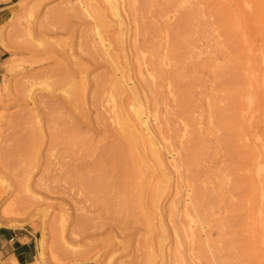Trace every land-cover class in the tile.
<instances>
[{
    "label": "rangeland",
    "instance_id": "rangeland-1",
    "mask_svg": "<svg viewBox=\"0 0 264 264\" xmlns=\"http://www.w3.org/2000/svg\"><path fill=\"white\" fill-rule=\"evenodd\" d=\"M0 2L13 7L0 29V228L36 235L32 264H264V0ZM183 39L189 52L177 51ZM188 86L192 107L181 103ZM225 86L241 97L233 122L245 125L232 143L214 111L227 106ZM133 91L166 173L138 177L137 162L155 156L147 144L140 161L134 142L128 172H105L129 134L118 107L132 111ZM196 132L205 150L189 164ZM197 186L201 217L185 216Z\"/></svg>",
    "mask_w": 264,
    "mask_h": 264
},
{
    "label": "bare ground",
    "instance_id": "bare-ground-1",
    "mask_svg": "<svg viewBox=\"0 0 264 264\" xmlns=\"http://www.w3.org/2000/svg\"><path fill=\"white\" fill-rule=\"evenodd\" d=\"M109 2H111L112 4H114L113 2H114V0H113V2H112V0H108ZM175 1V0H174ZM117 2V1H116ZM243 2V1H242ZM246 3V2H245ZM250 3V2H249ZM111 4V5H112ZM116 5V4H115ZM241 5V4H240ZM118 6V5H117ZM242 6H243V4H242ZM241 6V7H242ZM114 6L112 5V8H113ZM114 9V8H113ZM116 9V11H117V9H118V7L117 8H115ZM192 9V8H191ZM244 9V8H243ZM246 9H247V6H246ZM114 12V11H113ZM104 13H106V11L104 12ZM114 13H116V12H114ZM248 13V12H247ZM102 14V13H101ZM117 14H118V12H117ZM120 14V13H119ZM117 15L119 18H120V15ZM192 14V13H191ZM213 14V13H212ZM214 14H215V12H214ZM213 14V16H216V15H214ZM78 15V14H77ZM102 16V15H101ZM116 16V15H115ZM116 16V17H117ZM186 16V15H185ZM97 17H98V15H97ZM105 17V16H104ZM188 17V16H187ZM100 18V17H99ZM189 18H187V20L185 21V23L184 24H188L190 21L188 20ZM120 21H121V18L119 19ZM215 21V20H214ZM121 22H123V21H121ZM218 22V21H217ZM189 28V27H188ZM154 31V30H153ZM262 31V30H261ZM223 35V34H222ZM223 36H225V35H223ZM114 37V36H113ZM174 39V38H173ZM120 41V40H119ZM177 48H178V50L177 51H180L179 49H181V52H183V50L185 51V52H189V49H188V45H186L187 43L184 41V39L183 40H178L177 41ZM258 46V45H257ZM123 47V46H122ZM187 47V48H186ZM183 49V50H182ZM262 49V48H261ZM106 50V49H105ZM171 50V49H170ZM187 50V51H186ZM176 51V50H175ZM181 52H175V57H176V59L178 60V62H183V61H181V60H184V59H182V54H181ZM263 52V51H262ZM106 53V52H105ZM184 53V52H183ZM106 54H109V57H111L110 56V53H106ZM186 55V54H185ZM125 56V55H124ZM184 56V55H183ZM186 58H188V57H185V59ZM258 59H259V57H258ZM142 60V59H141ZM161 60V59H160ZM111 61H113V59H111ZM171 61V60H170ZM160 62V61H159ZM177 62V61H176ZM114 63V62H113ZM154 64V63H153ZM233 64V63H232ZM229 65L228 66V68H229V70L226 72H223V76H225L223 79L225 80V79H227V77H228V81H230V84L232 85V84H234V83H231V81L233 82V77H235L234 76V74H233V65ZM183 65V64H182ZM155 66V65H154ZM156 67V66H155ZM172 67V66H171ZM141 71V70H140ZM222 71V70H221ZM224 71V70H223ZM158 72V71H157ZM147 74V73H146ZM264 74V73H263ZM219 75V74H218ZM167 76V75H166ZM180 73L179 72H177V73H174V76H173V80H174V82L176 81V80H179V81H176L175 82V86H178V87H180L179 86V84L180 83H177V82H180L181 80H180ZM255 77V76H254ZM264 77V76H263ZM175 78V79H174ZM249 77H247V79H248ZM230 79V80H229ZM243 79V78H242ZM260 79V78H259ZM248 80H251V78L250 79H248ZM248 80H247V82H248ZM192 81V80H191ZM222 81V80H221ZM226 81V83H225V85H230L229 84V82H227V80H225ZM236 81V80H235ZM242 81V80H241ZM258 81V80H257ZM208 82V81H207ZM223 82V81H222ZM237 82H238V80H237ZM253 82V80L251 81V83ZM177 83V84H176ZM196 83V82H195ZM250 83V84H251ZM259 83H261V82H259ZM191 84V83H190ZM262 84H264V83H262ZM122 85H124V84H122ZM172 85H174V84H172ZM194 84H191V86H193ZM229 86V87H232V86ZM252 85V84H251ZM257 85H258V83H257ZM171 86V85H170ZM169 86V87H170ZM223 87V86H222ZM227 89L229 88V87H227V86H225ZM186 88V87H185ZM188 88H189V86H188ZM186 89V91H188L187 92V94H185L186 92H185V90H184V95L182 94V96L185 98H182L181 99V103H185V100H186V102L188 101V103H185L184 105H190V101H191V96H190V94H193L195 91L193 90V88H189V89ZM170 89V88H169ZM192 90V91H191ZM218 90V89H217ZM220 90V89H219ZM231 89H228V91H227V95H228V93H229V95L227 96V97H224V98H226L227 100V102H224V106H226V104L225 103H227V106L226 107H222L221 105V103H219V106H217L218 105V102H217V105H216V108H215V112L217 111V114H218V118L220 119V121H219V119H217L219 122H220V124L219 125H221V127H223L225 130L227 129V131H229V132H227V134H228V137H227V141H228V143L229 142H231V141H233V138L234 137H236V139H238L237 137H239V136H236V135H238V131H240V130H238V129H240V125L242 124V123H244V122H239V123H237V125H235V123L233 122V118H232V113H233V102L235 103V101H238L239 103H240V95L239 94H237L236 93V91L234 92L233 91V89L230 91ZM230 91V92H229ZM131 92V91H130ZM191 92H193V93H191ZM200 92V91H199ZM182 93V92H181ZM197 94V93H196ZM240 94H241V91H240ZM194 95V94H193ZM242 95V94H241ZM132 97L133 98H131L132 99V107H133V109H132V111L131 112H129L128 111V108L126 107V105L124 104V102H122L120 105H119V107H118V113H119V116H120V118H121V120L123 121V126H124V129H125V131H126V133H128L129 132V134H122V135H118L119 137H117L118 138V140H119V143H117L118 145H113L114 147H113V149L111 150V156H110V160L111 161H109V162H107V163H109L108 165H105V167H104V169H105V172H110V173H119V174H117V176L116 175H112V176H116V177H118V175L121 177V175L120 174H122L123 172L124 173H127L128 172V169H125V165H124V147H125V143L126 142H128L130 145L132 144L131 142H134L135 144L133 145V148L135 149V150H137V149H139L140 150V152H139V154H138V157H139V160L140 161H144V160H146L148 157H147V154L145 153V150H146V148L148 147V145L147 144H150V152H152L153 153V155L155 156L154 157V160H155V163L156 164H153L152 163V161H154L152 158V161H145L144 163L143 162H137V166L135 167V173H136V175L138 176V177H144L146 174L145 173H154L153 171L155 170L156 171V168L158 167V169H160V171L161 172H163V173H166V165H165V162H164V160H163V158H162V156H161V153H159L158 151H157V144H154L152 141H154L153 140V138H152V136H148L149 134L147 133V131L149 130V127H150V125H149V119H148V117H147V115H145L144 114V110H143V108H142V106H141V103H139L138 102V100H137V93H136V91H133V93H132ZM219 97H220V95H219ZM261 97V96H260ZM181 98V97H180ZM223 99V98H222ZM221 99V100H222ZM240 99V100H239ZM192 100H193V98H192ZM220 100V101H221ZM250 100V99H249ZM259 100H260V98H259ZM213 101V100H212ZM219 101V102H220ZM223 101H225V100H223ZM222 101V102H223ZM254 102H255V100H253ZM252 101V102H253ZM243 101H241V103H242ZM257 102V101H256ZM251 103V102H250ZM193 104V103H192ZM213 104V103H212ZM238 104V103H237ZM244 104V103H243ZM261 105V104H260ZM191 107L192 106H195L194 104L193 105H190ZM221 106V107H220ZM244 106H245V104H244ZM215 106H213V108H214ZM239 107H241V105H239ZM243 107V106H242ZM212 108V109H213ZM246 108V107H245ZM258 109V108H257ZM189 110H191L190 108H189ZM232 111V112H231ZM183 112V111H182ZM181 112V113H182ZM187 112H189L188 110H187ZM187 112H186V114H187ZM242 112V111H241ZM231 113V114H230ZM243 113V112H242ZM217 114H216V116H217ZM181 115H183V113L181 114ZM190 115V114H189ZM243 115V114H242ZM184 117H185V115H183ZM214 116V115H213ZM186 117H188L187 115H186ZM198 117V116H197ZM215 117V116H214ZM189 119H190V117H188ZM217 118V117H216ZM216 118H215V120H216ZM198 119V118H197ZM209 120V119H208ZM216 120V121H217ZM187 121H188V119H187ZM210 121V120H209ZM215 121V122H216ZM241 121V120H240ZM234 123V124H233ZM211 124H212V122H211ZM238 124H239V126H238ZM242 125H244V124H242ZM256 125V124H255ZM122 126V125H121ZM245 126V125H244ZM75 127V126H74ZM242 127V126H241ZM244 129H243V131L241 130L240 132H239V134H241V132H243V134H241L242 136H240L239 138H241V137H245L244 136V134H245V127H243ZM123 129V130H124ZM151 129V128H150ZM238 130V131H237ZM249 130H250V128H249ZM192 131V130H191ZM147 134H146V133ZM186 132V131H185ZM184 132V133H185ZM236 132H237V134H236ZM247 132V131H246ZM149 133H151V131L149 132ZM235 133V134H234ZM197 134V136H199L198 138H193V139H197L196 140V142H195V144L197 143V145H198V143H199V145H201V144H203L202 142H203V140H202V142H200V135L196 132L195 134H194V137H195V135ZM247 134V133H246ZM257 134V133H256ZM259 134V133H258ZM257 134V135H258ZM205 135V134H204ZM234 135V136H233ZM196 136V137H197ZM185 137V136H184ZM203 138V137H202ZM259 138V137H258ZM258 138H257V140H258ZM198 139H199V141H198ZM222 139V138H221ZM223 139H225V138H223ZM235 139V140H236ZM239 140H242V138L241 139H239ZM259 140H260V138H259ZM198 141V142H197ZM201 143V144H200ZM232 143V142H231ZM230 143V144H231ZM258 143V142H257ZM260 143V142H259ZM195 144H193L194 146H195ZM196 145V146H197ZM197 146V148L192 152H189V155H190V157H189V164L191 163H193V164H195L196 162L194 161V160H197V158L195 159V157L197 156V157H199L198 155H199V153H198V151L201 149V152H202V150L204 149L205 150V148H203L202 146ZM223 145V144H222ZM225 145V144H224ZM255 145H257L256 144V142H255ZM252 146V145H251ZM260 146H263L262 144L260 145ZM199 147H201V148H199ZM252 147H254V146H252ZM256 147V146H255ZM254 147V148H255ZM249 149H252L251 147H248ZM247 148V149H248ZM254 148L252 149L253 151H254ZM260 148H262V147H260ZM260 148H258V150H259V152H260ZM134 149H132V150H134ZM161 149V148H160ZM159 149V150H160ZM192 149H194V147L192 148ZM138 150V151H139ZM148 150V151H149ZM152 150V151H151ZM257 150V149H256ZM262 150H263V148H262ZM262 150H261V152H262ZM264 151V150H263ZM147 152V151H146ZM261 152H260V154H261ZM136 153H138V152H136ZM135 153V154H136ZM142 153V154H141ZM149 153V152H148ZM191 153V154H190ZM263 153V152H262ZM198 154V155H197ZM202 154V153H201ZM211 154V153H210ZM250 154V153H249ZM248 154V155H249ZM261 155H264V153L263 154H261ZM260 155V156H261ZM134 156V155H133ZM234 156V155H233ZM251 156V155H250ZM250 156H249V158H250ZM147 157V158H146ZM257 155L253 158V161H251L252 163L251 164H253L254 165V163H257V161H259L260 163L258 164V165H262L263 166V163L260 161V160H257ZM263 157V156H262ZM134 158H135V156H134ZM248 158V157H247ZM247 158H246V161H247ZM248 158V159H249ZM259 158V157H258ZM135 160H136V158H135ZM192 161H194V162H192ZM243 161V160H242ZM70 162V161H69ZM66 163V162H65ZM262 163V164H261ZM241 165H243L242 163H241ZM244 166V165H243ZM262 166L260 167L261 169H262ZM258 167V166H257ZM245 168V167H244ZM255 168V167H254ZM260 168H257L256 170H261ZM89 169V168H88ZM132 169V168H131ZM246 169V168H245ZM65 170V169H64ZM66 171V170H65ZM100 171V170H99ZM133 171V170H132ZM220 171V170H219ZM89 173V172H88ZM248 173V172H247ZM257 173L258 174H260V172H258L257 171ZM86 174H87V172H86ZM135 175V176H136ZM149 175V174H148ZM111 176V178H109L110 180H115V179H113V177ZM116 177H114V178H116ZM120 177H118V178H120ZM145 178V177H144ZM259 178V177H258ZM90 180V179H89ZM110 180H109V182H110ZM86 181V180H85ZM85 181H83V182H85ZM94 181V180H93ZM88 181V185H93V186H96V187H98L97 185H100V184H103L104 183V181L102 182V180H98V181ZM108 181V180H107ZM93 182V183H92ZM121 183H123L122 181H121ZM85 184H86V182H85ZM114 184H117V183H114ZM87 185V184H86ZM88 185H87V187H88ZM118 185V184H117ZM198 185V184H197ZM93 186H90V187H93ZM200 186H202L201 184H200ZM86 187V188H87ZM204 187V186H203ZM203 187H201L202 188V191H203ZM89 188V187H88ZM112 188V187H111ZM201 188L199 187V186H197L196 187V196L192 199V201H191V208L192 209H190V208H188V205H185V208H184V215L185 216H188V217H190V211L191 210H194L195 212H196V214H197V216H199V218L201 217L200 216V209H199V207H201L202 205H201V202L203 201V199H205L204 198V196H202V194H201ZM207 188V187H206ZM106 192V191H105ZM204 192V191H203ZM205 193V192H204ZM130 195V194H129ZM203 197V199H202V197ZM108 197V196H107ZM106 197V198H107ZM206 197V196H205ZM105 198V197H104ZM107 204H108V202H107ZM13 205V204H12ZM201 205V206H200ZM18 205H16V207H17ZM12 208H13V206H12ZM14 211V210H13ZM10 214V213H9ZM12 214V213H11ZM15 214V213H14ZM229 215V214H228ZM227 217V216H226ZM198 218V219H199ZM225 219H227V218H225ZM233 219V218H232ZM216 220V219H215ZM79 221V220H78ZM82 221V220H81ZM80 222V221H79ZM83 223V222H82ZM192 231V230H191ZM177 243H180V240H179V242H178V240H177ZM40 245H41V250L44 248V245H45V243H44V239H42L41 241H40ZM179 245V247H177V248H179L180 249V244H178ZM177 245V246H178ZM219 247V246H218ZM221 248V247H220ZM178 249V250H179ZM179 252V251H178ZM177 253V252H176ZM43 255V253H40V256H42ZM14 264H16V263H14Z\"/></svg>",
    "mask_w": 264,
    "mask_h": 264
},
{
    "label": "crops",
    "instance_id": "crops-1",
    "mask_svg": "<svg viewBox=\"0 0 264 264\" xmlns=\"http://www.w3.org/2000/svg\"><path fill=\"white\" fill-rule=\"evenodd\" d=\"M12 5L0 2V29L12 17ZM7 50L0 45V75ZM37 239L32 232L22 229L0 228V254L8 259L6 264H32L37 253Z\"/></svg>",
    "mask_w": 264,
    "mask_h": 264
}]
</instances>
